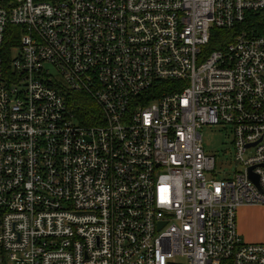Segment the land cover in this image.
Segmentation results:
<instances>
[{
	"label": "built area",
	"instance_id": "obj_1",
	"mask_svg": "<svg viewBox=\"0 0 264 264\" xmlns=\"http://www.w3.org/2000/svg\"><path fill=\"white\" fill-rule=\"evenodd\" d=\"M243 206L264 207V0H0V264H264Z\"/></svg>",
	"mask_w": 264,
	"mask_h": 264
},
{
	"label": "rangeland",
	"instance_id": "obj_2",
	"mask_svg": "<svg viewBox=\"0 0 264 264\" xmlns=\"http://www.w3.org/2000/svg\"><path fill=\"white\" fill-rule=\"evenodd\" d=\"M17 53H18V50L16 48L11 49L10 51L11 59H14L17 56ZM74 99H76L75 101L77 103V106L82 107L85 110V112H90L94 115H96L97 112H99L98 107L90 99H85L81 97H75ZM71 111L74 114L78 113L77 109H74V108H71ZM87 120L88 119H86V121ZM88 123L91 124L92 121L90 120L88 121ZM200 136H201L202 146H203L205 153L207 155L212 156L215 160L214 173H215L216 178L229 177L235 171L240 169V167L234 160L233 148H232V135L228 128L223 129V127L221 126L219 127L205 126L200 130ZM260 215L261 213L258 211L254 214V217L257 218ZM236 216H237V213H236ZM236 228H237V225H236Z\"/></svg>",
	"mask_w": 264,
	"mask_h": 264
},
{
	"label": "crops",
	"instance_id": "obj_3",
	"mask_svg": "<svg viewBox=\"0 0 264 264\" xmlns=\"http://www.w3.org/2000/svg\"><path fill=\"white\" fill-rule=\"evenodd\" d=\"M258 211L261 215L256 218L254 214ZM236 225L238 233L246 243L264 242V207L243 206L239 208L236 216Z\"/></svg>",
	"mask_w": 264,
	"mask_h": 264
},
{
	"label": "trees",
	"instance_id": "obj_4",
	"mask_svg": "<svg viewBox=\"0 0 264 264\" xmlns=\"http://www.w3.org/2000/svg\"><path fill=\"white\" fill-rule=\"evenodd\" d=\"M228 37H229L228 34L226 32H224L223 30H217V29L213 30L212 37H211V46L217 47L221 44V42L222 43H224L225 41L227 42ZM76 97L88 99L86 96H81V95L80 96L77 95ZM74 109H77L78 113L76 114V116H78L82 121H84V120L86 121V119H88V113L85 112V110L82 107H80V106L78 107L77 103H76ZM88 121L89 120H87L85 123L89 124Z\"/></svg>",
	"mask_w": 264,
	"mask_h": 264
},
{
	"label": "water",
	"instance_id": "obj_5",
	"mask_svg": "<svg viewBox=\"0 0 264 264\" xmlns=\"http://www.w3.org/2000/svg\"><path fill=\"white\" fill-rule=\"evenodd\" d=\"M249 179L252 180L256 185H257V177L252 175L251 173H249ZM163 223L160 224V226L162 225Z\"/></svg>",
	"mask_w": 264,
	"mask_h": 264
}]
</instances>
